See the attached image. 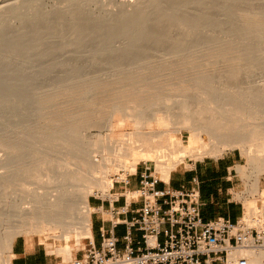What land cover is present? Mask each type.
<instances>
[{
  "label": "rangeland",
  "instance_id": "374dc122",
  "mask_svg": "<svg viewBox=\"0 0 264 264\" xmlns=\"http://www.w3.org/2000/svg\"><path fill=\"white\" fill-rule=\"evenodd\" d=\"M63 1L45 0L41 8L49 9L54 6H63ZM253 1L252 7H257H255L256 10L254 12H251V9L250 12H248L249 7L245 8L246 4L242 6L243 2L249 5L251 2L249 0L241 2V8L239 10L238 8L235 9L238 10L237 12L235 11V13L241 17L239 18L237 27H234V25H236L235 23L234 25L232 23L227 24L228 21H232L233 19L228 20L225 23L227 26L225 24L221 25L224 26L223 28L218 25L217 27L215 24L217 28H220V31H218L214 25H211L210 22L209 24L205 23L207 25L203 29L204 32L202 35L200 34L197 39L193 38V47L187 49L186 46L181 45V47L177 44L180 42L179 40L184 38L182 36L184 32L181 31L183 29L179 28V31L178 27H175V24L166 21L169 19L164 15L166 13H161L163 14L161 16H159L160 13L158 14L159 17H167L166 20L160 19V21H156L159 23H155V20L153 21L152 18H150L151 20H146L152 22L151 24H148V26L146 23H149L150 21L143 22L141 26L136 23L141 29H143V26L150 28L147 33L144 32V35L140 33V28H136L135 25L132 29V31L135 29V36L130 33V36L126 35L128 34L126 33L128 31H125V34H123V31L121 30L114 32L112 30V25L114 24H112L110 26L112 28L109 27V29H107L106 26V30H111L112 32L104 31L105 26L103 27V30L99 28L101 26H94L102 22L107 23L110 21H94L95 19L92 20L94 16L91 17L90 12L87 10L91 8L90 11L103 12V9H110L113 7L111 5L113 2L112 0H95L91 7L85 6V9L78 11L81 18L77 20L78 17H76V21L70 23L69 26H67L69 24L68 22L64 23V19L61 18V16H54L55 18L53 20L49 23L40 24L39 26L42 27L33 30L30 35H27V37L22 35L24 36L22 38L21 36H15L14 34L12 38L1 42L0 74H6L8 75V78L9 76L11 78L7 86H2L0 89L4 90L5 92H3L6 95H9V89L14 91V88H17V93L13 96L11 103L8 104L6 102H1L2 106L0 105V158L7 159L9 154L15 156L21 155L23 153V144H28L27 142H29L28 145H31V147L25 145L29 150L31 149V152L41 148L40 151L46 155H58L61 152L74 149L72 145L63 141L53 145H49L48 143L45 144L47 140L44 141V139L48 138V130L52 131L54 128L62 127L70 122L77 125V127H80V123L82 126L84 124L83 128L79 129L78 127L79 130H77V128L75 129L77 133L74 132L73 135L76 136H73V140L75 143L80 141L85 144L82 143L81 145L80 143H76V145L83 147L84 145L86 146L88 142H91V144L97 143L98 149L104 153L102 155L101 153L99 154V159L102 160L104 157H107L108 154H114V152L116 154L118 152L121 156L125 153L124 148L135 146L136 144V141L133 140L134 138H131L130 136L131 133L159 131L163 130L164 127L161 126L156 119H146V121L142 123L143 125L139 128L135 117L129 115L121 117L120 115H117L114 120L112 119V129L109 131L107 130V121L105 120L108 119L107 113L112 105L119 104L123 107H137L141 102L146 104L155 103L170 97L179 101L187 95L190 99H193L191 100L192 102L194 100L197 102L198 100H201L204 104L205 102H209L212 96L215 97L219 93V95L222 96L219 97L218 95L217 97L227 99L226 102H228L229 99V102H235L234 105H237L241 99L242 102L237 105V108L242 107V114L239 117H241L240 119L243 120V122L237 123H239V127L240 125H243L242 128H239L240 130L242 129V135L251 132L254 124H260L264 121V116L261 117V115L264 114V98L259 99L254 97L255 99H253V93L256 92L255 90H259L260 87L264 88V42H262V39L264 40V34H262L264 32V17L259 16L257 19L255 18V20L253 18L254 21H250V23H253L252 26L249 22L242 24L243 21H245L244 18H248L247 13L249 15L255 13L259 8L262 10L260 9L258 13L262 11V14L264 12V2H261L262 4L259 6V4H257L259 3L258 0ZM8 4L9 3L6 5ZM0 6H5V3L1 4L0 1ZM167 9H169V11L164 9L163 12H170V8ZM212 10H214L213 13L211 12L212 15L217 13L216 9ZM218 11V13L221 12L220 10ZM87 13H89L90 16L87 15ZM240 13L242 15L246 14L245 17L240 16ZM76 16L79 15L76 14ZM89 17L91 18L89 19ZM242 18L244 19L243 21L241 20ZM237 19L238 18H235V20ZM195 20L196 19L192 18L190 24H193V22L195 23ZM123 22L124 25H126L123 27L128 30L126 27H128L127 24L130 23L128 22L126 24V21ZM66 23L68 24L65 25ZM212 23L214 24V22ZM92 24H94L93 27ZM119 24L120 25L116 24L114 27L117 28L120 26L119 29H122L123 23L122 25L121 22ZM87 26L90 28L92 27L94 31H91ZM211 26L212 28H209ZM243 26H246L244 27V30ZM63 27L66 29L64 30ZM206 27L208 29H206ZM232 27H234V30L231 29ZM97 28H99L100 31H98ZM144 28L147 29L146 27ZM237 28H239L241 32L237 30ZM88 29H90V31L86 32L85 30ZM226 29L228 32L230 29L231 32L239 31V35L236 33L237 36H235V33H231V35L234 36L228 37L227 35H229V33L225 34ZM95 30L97 31L95 32ZM215 30L218 32H215ZM136 31L143 36L141 37ZM244 31L246 34L243 35ZM81 32L85 33L84 37ZM118 32L123 35L117 36ZM255 32L257 33L255 34ZM181 33L182 35L180 36ZM259 34H262L263 36ZM254 35L256 36L254 37ZM138 36L141 38H135ZM260 36H262V38ZM82 38L86 39L83 40V45L81 46L82 43H80L79 46H75L76 41L79 42ZM211 39H215L213 40L214 44L208 45V42L211 41ZM114 40L117 42H114ZM133 40H135V42L139 41L138 43L142 41L144 44L139 45L138 43H133ZM105 41L113 42L115 45L119 44L114 48V50H118L114 51L112 49V52L109 51L110 48H107L108 50L99 51L102 48L101 45H103L101 43H105ZM123 41L124 43H122ZM156 41H158V45ZM163 41L164 43H161ZM196 41L199 42L196 43ZM129 42L132 44L130 45ZM194 42L196 44H194ZM109 45L112 44L110 43ZM104 47L106 46L104 45ZM100 52L102 53L100 54ZM95 59L98 60L97 63L99 65L91 67L90 64L95 63ZM111 63L113 66L110 65ZM114 63L116 64L114 65ZM56 64H59L60 68L53 71V66ZM24 72L27 73L26 81L25 79L20 80L21 77H23L22 75H24ZM22 81L23 87H21L20 90L18 87L21 86L20 83H22ZM56 81L61 82H59L58 85H54ZM5 89H7V92ZM249 90L254 92H249ZM215 91L218 92L216 93ZM221 92H224L225 95ZM227 92L233 94H228ZM4 93H0V95L2 96ZM244 93L246 95H244ZM213 99L214 101L219 100L218 98H212V100ZM257 99L260 101L255 102ZM247 100H250V102ZM196 101L194 102L195 106L203 105L202 102L196 104ZM250 103L251 105H249ZM257 103L261 104H258V106ZM4 104L8 106L3 107ZM248 105L253 108L248 107ZM202 107L207 108V105H203ZM233 107L229 106L228 108L234 109ZM155 108L154 114L160 116L163 113L161 111H166V109H169V106L163 105L162 107L157 106ZM243 108H245V111ZM256 108L261 112L263 111L262 114L259 113L260 111L258 112ZM21 109L25 111L22 112L23 110ZM171 110H173L171 112L174 114L179 113V110L175 106H173ZM255 110L259 113V118L254 117L255 114H257L254 112ZM6 112L7 114L5 115ZM250 113L255 114L252 116ZM250 116H252L251 120ZM240 119L239 121H241ZM77 121L82 122L78 123ZM89 123L90 125H88ZM245 126L247 129L250 128L248 132L246 131L247 129H244ZM67 127L68 125L66 128ZM90 127L93 128L90 129ZM167 130L171 132V136L174 140H182L185 145L189 144L191 132L183 125L171 124L167 127ZM63 131H65V128ZM238 131L239 130H237V133ZM245 153L242 149L236 147L224 151L218 155V157H210L207 155L201 159H194L187 156L172 171L191 169L194 167L195 163L203 160L207 161L218 159L220 157L237 155L236 170L237 172L240 171V174L243 176L246 183V185L244 183V186L247 189L244 195H240L239 201L244 203L245 207L248 209L252 205L260 204L264 201V174H258V171L257 173L255 171L261 166L262 162L259 163V160H262L264 155L262 154L261 159H257L259 157L258 155L251 154L250 157L248 156L249 153ZM112 154H110L108 158H113ZM176 156L179 155L176 154ZM42 157L44 156L31 158L19 156L13 164L4 166L2 169L0 167V172L16 171L30 166L37 167V165L43 164L44 158ZM126 161L128 162L127 167H130L127 168L128 170L126 169V171H124L118 166L114 167L109 165L107 170L109 172L106 173L107 175H103L106 182L112 183V189L114 188V181L118 179V177L125 178L129 174H133V172H131V166H133L134 160L129 157ZM144 163H147L149 167H152L154 173L156 172L157 163L155 161L145 162L143 160L136 163V170L138 169V172L144 170ZM240 174L239 176L241 177ZM20 176H22V178H19L17 183L11 187V190H13L17 196H26V194L22 193V186L28 188V191L37 189L44 192V190H42L35 182L36 179L33 176H31L33 178L30 177V179L28 176L25 177L24 175H19L18 177ZM41 179L47 181L48 176L42 172ZM256 180L259 181V191L257 194L253 192L252 189V185ZM133 185H135L134 179ZM1 187H3L5 191H0V198L7 193L6 189L8 188L0 184V189H3ZM43 187L46 188L47 186L44 185ZM119 187H121V185H115V189H111V191L106 194L94 190L93 194L90 196V205L97 208V206L94 205L95 201L103 200L108 204V200H115L118 197V194L122 192L119 190ZM108 213L107 208H105L102 214L100 213V210H96L92 214V220L95 218L107 219ZM60 232L61 231L58 230V232L54 233H33L20 237H23L29 245L46 248L48 253L53 255V258L58 257V264L62 259L68 261L75 257L79 250L84 249L87 246L86 238H88L84 236L76 237L77 233L71 234L69 242L64 238L56 239L53 237L61 235ZM66 247L70 248L72 252L71 258L68 260H66L64 254H59V251L61 249H66Z\"/></svg>",
  "mask_w": 264,
  "mask_h": 264
},
{
  "label": "bare ground",
  "instance_id": "6f19581e",
  "mask_svg": "<svg viewBox=\"0 0 264 264\" xmlns=\"http://www.w3.org/2000/svg\"><path fill=\"white\" fill-rule=\"evenodd\" d=\"M0 1L1 4L5 3V6H0V43H1L7 41L9 38H12L14 34L15 36H21L22 38L24 37L22 35H25V37H27V35H30V33H32L33 30H37V28L40 29L42 27L39 26L40 24L49 23L51 20H53L55 18L54 16H61V18L64 19V23L65 22L69 23V24L66 23L65 25L68 24L67 26H69L70 23L76 21V17H78L77 20L81 18L80 14H78V11L85 9L84 8L85 6L91 7L92 3H94L95 0H65V1L62 0L64 2L63 6H54L53 8H49V9L41 8L45 0H0ZM112 1L113 2L111 5L113 7L110 9H103L104 10V11L102 10L103 12H98V11L95 12L93 10L90 11L91 8L88 7L89 10L87 11L90 12L91 17L94 16L92 20L95 19L94 21H99V22L110 21L107 23L102 22L98 25L92 24V27L93 25L97 27L101 26L99 28L103 30V27L105 26L104 31L109 32L111 30L109 31L106 30V26L107 29H109V27L112 24H114L112 25L113 26L112 30L114 32L121 30L123 31V34H125L124 32L128 31L126 32L128 33L126 35H129L130 33L131 35L135 36L136 35V34L134 35L135 29L134 31H132L133 26L135 25L136 28H140L139 29L140 33L144 35V32L147 33L150 30V28L147 27L148 24L152 23L150 21L151 20L150 18H152L153 21L155 20V23H159L156 21H160V19L166 20V18L168 17L170 20L168 19L166 21L168 22L170 21L172 24H175V27H178L179 31H180L179 28L183 29L181 31L184 32V34L182 35L181 33L180 36L182 35L184 38L181 39L182 41L179 40L180 42L177 44H179L180 46L181 45L186 46L187 49L193 47L192 39L193 38L197 39L200 34L202 35V33L204 32L203 29L207 24H209V22L211 23V25H214L215 28H217L218 26L223 28L224 26L221 25L225 24L228 20L233 19L232 21H228L227 24L232 23L234 25L235 23L236 25H234V27H237V24L239 23V18L241 17H239L235 13V11L237 12L241 8L240 3L243 2L244 0H112ZM249 1H251L250 3H252V4L249 3L250 6L247 3H245L248 1L243 2L242 6L246 4L247 7L245 6V8L249 7L248 8L249 11L248 10L247 11L250 12L251 9L252 10L251 12H254L257 7L256 6L252 7L254 2L253 0H249ZM258 2L259 3L257 4H259L260 6V4H262L261 2H264V0H258ZM7 3L9 4L6 5ZM167 8H170L171 14L170 12H165V11L163 12L164 9L169 11V9ZM236 8H238V10H235ZM212 9H216L217 13L219 12L218 10H220L221 12L212 15L214 11ZM260 9L261 8H259L257 12L251 13L250 15L247 13L248 18L245 17L246 14L242 15L240 13L239 14L240 16L245 17L244 18L245 21H243L244 20L243 18L241 19L243 21L242 24H245L247 22L250 23V21H252L253 18L255 20V18L257 19L259 16L264 17V12L262 14H261L262 11L258 13ZM159 13H160L159 16L163 15L161 13H166L170 15L171 18L166 14H164L165 16H167L166 18H162L164 16L159 17L158 16ZM76 14L79 16H76ZM87 15H89V13H87ZM91 17H89V19ZM192 18L196 19L195 20L196 22L190 24ZM235 18H238L237 19L238 21L235 20ZM148 19H150L149 20L150 22L146 21ZM123 21H126L125 22L126 24L128 22L130 23L127 24L128 27H126L128 30H126L123 27L126 26L124 25ZM99 22H94V23H99ZM120 22L121 25L123 23L122 29H119L120 26L115 28L114 26H116V24L120 25L119 24ZM143 22H149V23H146L147 26H143V29H141V27H138L137 24L138 25L140 24L139 26H141ZM212 22H214V24ZM215 24L216 26L217 25L218 26L216 27ZM227 24L225 25L227 26ZM250 24L252 26L253 23ZM92 27L90 28L87 26V28H90L91 31H94ZM144 27L149 29L147 30ZM234 27H232L231 29H233ZM244 27L246 26H243V30ZM99 28H97L98 31H100ZM209 28H212V26ZM65 29L66 28H64V30ZM90 29L85 31L86 32L90 31ZM206 29L208 28L206 27ZM217 29L218 31H220V28ZM230 30L228 32V30L226 29L225 34L229 33V35H227L228 37L234 36L231 35V33H235V36L239 35L238 34V32L240 31L239 28H237V30H239L238 32H231ZM96 31L97 30H95V32ZM216 31L217 30H215V32ZM83 32H81V34L84 37L85 33ZM136 33L141 35L138 31H136ZM256 33L257 32H255V34ZM111 34H115V33H111ZM123 34H120L118 32L117 36ZM244 34H246L245 31L243 32V35ZM262 34H264V32ZM143 35H141V37ZM255 36L256 35H254V37ZM262 36L260 37L262 38ZM141 37L138 36L135 38L140 39ZM83 40L86 39L82 38L81 39L82 42L79 40V42L78 41H76V43L74 42L76 45L75 44L73 45L79 46V44L82 43L81 44L82 46ZM213 40L215 39H211V41L208 42V45L209 44L213 45L214 44ZM115 41L116 40H114V42ZM158 41H156V43ZM132 42L138 43L139 41L135 42V40H133ZM141 42L138 44L139 45L144 44L143 42L142 43ZM198 42L196 41V43ZM262 42H264L263 39ZM107 43L109 44L111 43L112 45H109ZM122 43H124V41ZM161 43H164V41ZM196 43L194 42V44ZM101 44L103 45H101L102 48L99 51L102 50L105 51L110 48L111 50L109 49V51L112 52L114 48H116L119 45V44L115 45V43L110 41L109 42L105 41V43L102 42ZM131 44L132 43H130V45ZM104 45L106 47H104ZM117 50L118 49L114 51ZM101 53L102 52H100V54ZM97 62L98 60H96L95 63L90 64V66L96 67L97 65H99ZM115 64L116 63H114V65ZM110 65L113 66L112 63ZM58 68H60L59 64L54 65L53 71L57 70ZM26 74L27 73L24 72V75H22L24 78L21 77L20 80L25 79L26 81L27 78ZM10 78L11 77L9 76L8 78V75L6 74H0V87L7 86V84L10 82ZM59 82L56 81L54 85H58ZM22 84L23 81L22 83H20L21 86L18 87L19 89L23 87ZM14 89H15L14 91L11 89L8 90V92H10L9 95H6L4 93L5 91L0 89L2 90L0 91V93L1 94L4 93L2 96L0 95L2 97V98L0 97V105L1 102H6L8 104L12 102L13 96L16 95L17 93L16 91L17 88ZM5 90L7 92V89ZM255 91L256 92L253 93L254 91L249 90V92L253 93V99H255L254 97L259 99L264 98V88L260 87L259 90L257 89ZM215 92L217 93L218 91ZM221 93L225 95L224 92ZM219 94H217L215 97L212 96V98L215 99L218 98L219 100L216 101L219 102H216L214 101V99L212 100L211 98L210 99L211 101L209 100V102H205L204 104V102L198 100V102H202L203 105L205 106L207 105V108H203L202 107L203 105L195 106L194 102L196 100L192 102L191 100L193 99H190L188 95L183 97V99H180L179 101L174 100L170 97L164 100L157 101L155 103L146 104L144 102H141V104L138 105L137 107H123L119 104L112 105L107 113L108 117L106 116L108 119L106 118L107 120H105L107 121L106 123L107 130L109 131H111L112 129L111 128V122H113L112 119L114 120L115 116L117 115H120L121 117L127 115L135 117L139 128L140 126L143 125L142 123L145 122L146 119L149 120L156 119V121L160 123L161 126L164 127L163 130H159V131H150L146 133L139 130L141 132L131 133L130 136L131 138H134L133 140L136 141L135 142L136 144L135 146L124 148L125 153L123 154L120 153L122 154L121 156L118 154V152L117 154L114 152V154L110 153L113 155L112 156L113 158H108V156L110 155L108 154V156L104 157L102 160L99 159L100 157L99 154L101 153L102 155L104 153H102L98 149L97 143L91 144V142L90 143L88 142V144L86 143L87 145L86 146L84 145L83 147H81L80 145H76V143L77 144L80 143L81 145L83 143L80 141L75 143V141L73 140V136H76L73 135L74 132L77 133L75 129L77 128V130H79L84 126V124L82 126V124L80 123L82 121L79 122L77 121L78 123H80L79 124L80 127L78 126L79 129L77 125L72 124V122H70L67 124L68 125L67 128H66L67 125H64L62 127L54 128V130L52 131L48 130L47 133L48 138L46 137L47 139H44V141L47 140L45 144L48 143L49 145L57 144L58 142H62V141L66 142L67 144L72 145L74 148L70 151L61 152L58 155L55 154L46 155L43 154L42 151H40L41 148L39 150H35L31 152L30 151L31 149L29 150L28 147L26 146L29 144V142H27L28 144L25 143L26 145L23 144L24 145L23 153L19 156H23L25 158L44 156L42 157L44 158V162L42 165H37V167L30 166L16 171L0 172V184H2L4 187H8L7 189L5 188L7 193L4 192L5 195H3L0 198V264H11L12 261L11 259L13 258V254H12L13 244L15 240L20 236L30 235L33 233H40V234L45 232L54 233V232H58L59 230L61 231L60 232L61 235L59 236L56 235L53 237L56 239L64 238L67 242H69L72 233H77L76 237L84 236V237L92 238V214L95 211V209L92 208L89 200L94 190H98L103 194H106L109 191H111L112 183L106 182L105 177L103 176L104 174L109 172L107 171L109 165H112L114 167L118 166L120 169L126 171L127 168H130L127 167L128 162L126 161L130 157L131 159L134 160L133 166L130 165L131 172H133L134 174L136 172V166H137L136 163H138V161L141 160L145 162L155 161L157 163V167L154 176L158 180L169 182L171 171L175 169L178 166V164H180V162L183 161V159H185V157L187 156L190 158L192 157L194 159H201L207 155L210 157L211 156L218 157V155H220L224 151L238 147L242 149L244 153L246 152L245 154L249 153L248 156H250L251 154L252 155L255 154L259 156L258 158L256 157L257 159L259 158L261 159L262 154L264 155V121H262L261 118L262 122L260 124L259 123L256 125L254 124L251 132H249L250 134L247 133L248 136L246 133H244L245 135L244 134L242 135L241 134L242 129L240 130L239 128L240 127L242 128L243 125L242 126L240 125L239 127L238 126L239 123H237V122H243V120L240 119L241 117H239L242 114V109H241L242 107L237 108V105L240 104V102H242L241 99L239 100V102L237 101L238 102L237 105H234L235 102L230 101L231 103H233L231 104L229 102V99L228 102H226L227 99L219 98L220 96H222ZM228 94H233V93H228ZM218 95L219 97H217ZM244 95L246 94L244 93ZM220 99L223 101H221ZM250 100L247 101L250 102ZM257 101L260 100L258 99L255 100V102ZM198 102L196 104H198ZM258 104L259 103H257V105ZM163 105L169 106V109H166V111L160 110L163 113L160 116H156L154 114V111L156 109L155 107L157 106L162 107ZM249 105H251V103ZM249 105L248 107H250ZM6 106L8 105L4 104L3 107ZM173 106H175L179 110L178 111L179 113L175 112L177 114H174L173 112H171L174 110V109L171 110ZM229 106L230 107L234 106L233 107L234 109L228 108ZM243 109L245 111V108ZM24 111L25 110H23L22 112ZM257 111L259 112L260 110L257 109ZM254 112L257 113L256 110ZM262 112L260 111L259 113L262 114ZM259 113L255 114L254 117L259 118L258 116ZM6 114L7 112L5 113V115ZM250 114L253 116L252 113ZM252 116H250V120L252 119L251 118ZM262 116H264V114H262L261 117ZM238 118L241 121H239ZM171 124L183 125L186 129H188L191 132V137L189 139L188 145H185L182 140L173 139V137L171 136V132L167 130V127ZM88 125H90V123ZM93 127H90V129ZM64 128L65 131H63ZM244 129L246 130L247 127L245 126ZM249 129H247L246 131L248 132ZM237 130H239L238 133ZM28 146L31 147V145ZM76 147L77 148L79 147L80 149L78 148L77 150ZM176 154L179 156H176ZM19 156L9 154L7 159L0 158L1 169L4 166L13 164ZM261 162H262L261 166L260 167L258 166L259 167L258 170H255L256 173L258 171V174H264V158H262V160H259V163ZM42 172L43 174H46L48 176L47 181L41 179ZM19 175H24L25 177L28 176L29 179L31 176H33L36 179V180L34 179L35 182L42 190H44V192H41L37 189L28 191V188L22 186L21 187L22 193L26 194V196L25 195H22L21 197L17 196V194H15L13 190H11V187L17 183V180L19 178L20 179L22 178V176L18 177ZM44 185L47 187L44 188L43 187ZM252 189L253 192H255L256 194L258 193L259 191L258 180H256L255 183H253ZM0 191H5V190L3 188L0 189ZM262 203L264 204V201H262ZM256 205H252L248 209L245 207L246 215L250 214L251 210ZM59 254L61 255L64 254L66 260H68L71 258L72 252L70 248L66 247V249H61L59 251ZM251 264H258V263L256 261H252Z\"/></svg>",
  "mask_w": 264,
  "mask_h": 264
},
{
  "label": "built area",
  "instance_id": "2783aa9c",
  "mask_svg": "<svg viewBox=\"0 0 264 264\" xmlns=\"http://www.w3.org/2000/svg\"><path fill=\"white\" fill-rule=\"evenodd\" d=\"M144 164L143 171L118 177L112 190L121 185L122 192L108 200L111 228L124 226V236L102 230L100 246L88 237L87 246L77 256L58 264H264L262 202L248 215L244 210L235 222L225 218L206 221L197 179L191 188L174 189L156 179L152 167ZM133 177H137L136 186ZM161 182L165 188L158 187Z\"/></svg>",
  "mask_w": 264,
  "mask_h": 264
},
{
  "label": "crops",
  "instance_id": "0c3cea01",
  "mask_svg": "<svg viewBox=\"0 0 264 264\" xmlns=\"http://www.w3.org/2000/svg\"><path fill=\"white\" fill-rule=\"evenodd\" d=\"M236 159L237 155H230L218 159L199 161L191 169L172 171L170 180L166 183L174 189L191 188L194 186V179H197L204 204L202 207L203 218L206 221L225 218L235 222L241 218L245 210V205L239 201V197L247 191L243 176L238 171L241 178L236 170ZM132 179L135 180V186L138 185L137 177ZM158 187L162 189L166 185L161 182ZM122 204L123 201L118 203V205ZM94 205L103 207V210L109 207V203L107 204L103 200L95 201ZM92 208L95 211L101 210ZM111 219L112 216L108 213L107 219L95 218L92 220V237L95 238L98 246L101 243V231H106L108 234L113 231L110 223ZM113 233L118 237H122L126 233L125 227L119 226ZM134 235L140 237L138 232ZM118 246L120 249L125 248L124 243H120ZM133 246L135 248L140 247L139 245ZM12 254L11 264H57L58 259V257L53 258V255L49 254L46 248L29 245L23 237H18L15 240Z\"/></svg>",
  "mask_w": 264,
  "mask_h": 264
}]
</instances>
